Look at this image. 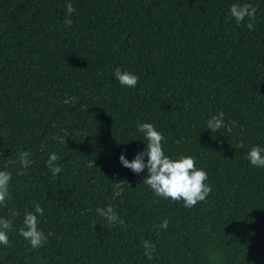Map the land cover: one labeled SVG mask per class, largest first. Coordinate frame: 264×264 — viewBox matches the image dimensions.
<instances>
[{
    "label": "trees",
    "instance_id": "obj_1",
    "mask_svg": "<svg viewBox=\"0 0 264 264\" xmlns=\"http://www.w3.org/2000/svg\"><path fill=\"white\" fill-rule=\"evenodd\" d=\"M244 3L255 20H229ZM117 68L137 85L121 86ZM221 111L225 126L212 133L206 122ZM138 123L164 134L166 155L207 171L205 202L156 197L147 169L121 165L146 147ZM254 145L264 148V0H0V170L12 173L0 217L13 221L0 264H264ZM37 203L38 227L52 235L33 250L18 229ZM109 205L124 226L98 216ZM143 240L156 245L152 260Z\"/></svg>",
    "mask_w": 264,
    "mask_h": 264
},
{
    "label": "clouds",
    "instance_id": "obj_2",
    "mask_svg": "<svg viewBox=\"0 0 264 264\" xmlns=\"http://www.w3.org/2000/svg\"><path fill=\"white\" fill-rule=\"evenodd\" d=\"M67 16L76 11L71 3L66 4ZM257 8L249 3L232 4L229 8L228 19H235L237 24L242 23L246 18L254 21ZM64 23L71 27L73 21L66 18ZM249 30L254 29L252 22L247 23ZM115 79L121 86L134 88L139 77L128 71H121L119 68L115 70ZM224 113L221 111L218 115L212 116L206 122V128L212 133L218 132L224 127ZM143 134L146 147L143 151L138 152L132 160L126 158L125 154L119 156V162L125 168L130 169L134 174H141L147 169V175L143 184L159 197L164 200H170L175 203H181L183 207L191 209L198 203L205 202L212 191L211 186L207 183L208 173L203 168L196 167L195 158L191 155L179 154L176 158H172L165 154L163 141L164 134L158 131L151 123H138L137 129ZM127 144V143H125ZM29 155L27 151L19 152L17 160L23 169L29 164ZM145 157L147 160L145 161ZM60 157L51 153L46 165L55 177L62 168L57 165ZM250 166L264 169V148L254 145L250 148L246 155ZM12 179V173L7 170H0V206H6V202L11 199L9 187ZM98 216L103 217L110 226H124L125 221L118 215L114 208L109 205L106 208H97ZM19 213L15 210L10 212V216L15 218ZM44 215V208L40 204H34V211H26L22 220V226L19 227L18 233L27 242L33 250L40 249L48 242V236L38 227L39 219ZM169 221L163 220L157 227L166 230ZM95 226V225H94ZM13 228V221L9 218L0 217V245L5 247L10 245L9 231ZM144 249L143 255L152 260L156 252V245L148 240L142 241ZM215 258V257H213Z\"/></svg>",
    "mask_w": 264,
    "mask_h": 264
}]
</instances>
